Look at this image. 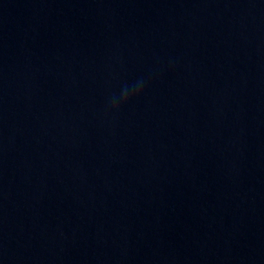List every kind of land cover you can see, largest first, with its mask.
<instances>
[{"label":"water","instance_id":"95a60500","mask_svg":"<svg viewBox=\"0 0 264 264\" xmlns=\"http://www.w3.org/2000/svg\"><path fill=\"white\" fill-rule=\"evenodd\" d=\"M0 264H264V0H0Z\"/></svg>","mask_w":264,"mask_h":264},{"label":"clouds","instance_id":"9594fccd","mask_svg":"<svg viewBox=\"0 0 264 264\" xmlns=\"http://www.w3.org/2000/svg\"><path fill=\"white\" fill-rule=\"evenodd\" d=\"M142 92V84L137 83L130 88H122L118 95L110 98V105L113 109H118L122 104H126L130 97L139 95Z\"/></svg>","mask_w":264,"mask_h":264}]
</instances>
